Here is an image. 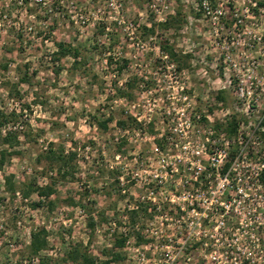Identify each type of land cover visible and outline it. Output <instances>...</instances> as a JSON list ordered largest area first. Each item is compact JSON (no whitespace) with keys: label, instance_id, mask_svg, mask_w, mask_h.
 Listing matches in <instances>:
<instances>
[{"label":"rangeland","instance_id":"1","mask_svg":"<svg viewBox=\"0 0 264 264\" xmlns=\"http://www.w3.org/2000/svg\"><path fill=\"white\" fill-rule=\"evenodd\" d=\"M217 1L0 0V112L10 117L0 131L19 139L0 171V264H73L65 254L75 245L100 264L129 207L148 194L143 181L174 179L161 165L193 161L215 123L234 117L241 131L253 130L264 111V0ZM59 42L78 56L57 58ZM161 42L178 57L165 56ZM127 116L141 122L120 128ZM107 118V130L98 128ZM50 149L75 154L65 177L46 160ZM45 187L53 194L39 196ZM39 230L47 248L32 256L30 234ZM135 235L127 233L130 243L115 250L123 259L112 264L148 257ZM161 237L146 239L158 245Z\"/></svg>","mask_w":264,"mask_h":264},{"label":"built area","instance_id":"2","mask_svg":"<svg viewBox=\"0 0 264 264\" xmlns=\"http://www.w3.org/2000/svg\"><path fill=\"white\" fill-rule=\"evenodd\" d=\"M206 5L203 0L201 6ZM237 90L242 96L241 84ZM262 116L250 132L241 131L237 124L231 137L209 127L203 131L201 143L197 142L191 150L193 161L161 165L159 172L174 179H158L156 173L153 179L143 181L148 194L139 197L138 203L128 210L143 205L146 211L133 223L127 221L120 233L141 234L144 238L141 245L148 257L133 258L131 264H148L153 248L159 250L153 264H264ZM133 118L141 122L138 117ZM191 120L186 119L188 125L192 124ZM158 139L167 140L162 136ZM232 144L236 150L230 154ZM250 144L254 146L248 147ZM162 148L155 144L156 150ZM165 184L169 188L167 192L162 191ZM156 219L158 225H154ZM149 233L161 234L160 244L149 243L146 239ZM130 239L131 236L126 238L123 248ZM35 262L38 263L37 258L31 260Z\"/></svg>","mask_w":264,"mask_h":264},{"label":"trees","instance_id":"3","mask_svg":"<svg viewBox=\"0 0 264 264\" xmlns=\"http://www.w3.org/2000/svg\"><path fill=\"white\" fill-rule=\"evenodd\" d=\"M203 3V0H198V4L201 6ZM206 4L210 6L211 8H215L218 4L217 0H206ZM144 32L147 35H151L154 33V26L150 27H142ZM56 53L55 56L57 58L64 57V56H72L73 58H76L78 56V52L76 49L71 48L69 45L65 43H56ZM159 49L162 53H164L165 56L176 59L178 56L175 53L172 46H170L167 42H161L159 43ZM120 70V69H119ZM133 82H127L126 86L129 90L132 89ZM126 96L130 98V95L127 93ZM10 117H7L3 115L0 112V130L4 126V124L9 120ZM112 121L111 118H107L104 121H101L97 123L98 128L101 130H107V125ZM129 123H133L134 125L137 123V121L127 116L124 120H118L116 124L120 126V128H125L129 125ZM260 126L264 128V113L262 116V119L260 121ZM213 129L215 132H224L226 135L231 136L235 134L236 128H237V120L234 117H231L229 121H227L225 124L221 123H215L213 126ZM0 144L1 146H4L5 149H0V171L4 167V165L9 161V158L15 154H17L15 151H13V148L19 144L18 135L16 132L11 130H6L3 133L0 131ZM156 146L159 148H162V139H156L155 142ZM46 160H48L50 163L55 164L57 166L56 173L62 177H65L68 172H65L68 168L71 169V164L73 163L75 159L74 153H69L68 155H64L63 151H52L51 149L46 153L45 155ZM227 167V163L224 165V169ZM118 175H117V181L116 183H119L118 181ZM8 187H11V184L8 181ZM53 189L51 187H45L42 189H38V195L42 197H48L53 194ZM146 206H144V209L140 206L137 210H128L126 212L125 217L127 218V221L130 223H133L140 215V213H145ZM102 217L103 215L100 214ZM87 225L93 229L95 223L93 222V218L88 219ZM126 235L122 234L119 236H115L111 249H103L102 255L107 257V259L100 262V264H112L113 262H117L121 260L122 255L118 253L117 249H122L124 247V243L126 240ZM129 236V235H128ZM136 239L138 242L141 241L142 237L137 232ZM47 248V239H46V233L44 230H39L37 232L30 234V243L28 245L29 253L32 256H38L40 252L46 250ZM66 259L71 261L73 264H96L97 260L95 258H91L88 256L85 249H83L79 245H75L67 251L65 254ZM123 259V258H122ZM38 264H50V258L43 257L38 261ZM53 264V263H52Z\"/></svg>","mask_w":264,"mask_h":264}]
</instances>
